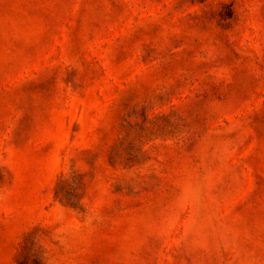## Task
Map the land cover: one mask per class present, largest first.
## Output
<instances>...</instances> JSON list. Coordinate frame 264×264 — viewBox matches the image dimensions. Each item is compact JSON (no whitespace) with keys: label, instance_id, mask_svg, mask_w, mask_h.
I'll use <instances>...</instances> for the list:
<instances>
[{"label":"rangeland","instance_id":"rangeland-1","mask_svg":"<svg viewBox=\"0 0 264 264\" xmlns=\"http://www.w3.org/2000/svg\"><path fill=\"white\" fill-rule=\"evenodd\" d=\"M0 264H264V0H0Z\"/></svg>","mask_w":264,"mask_h":264}]
</instances>
